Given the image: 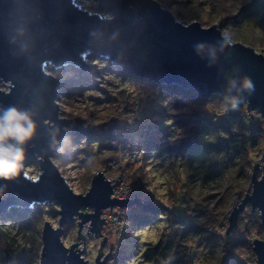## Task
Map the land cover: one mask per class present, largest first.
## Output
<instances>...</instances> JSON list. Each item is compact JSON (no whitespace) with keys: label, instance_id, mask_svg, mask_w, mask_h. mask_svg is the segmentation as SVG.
Returning <instances> with one entry per match:
<instances>
[{"label":"water","instance_id":"obj_1","mask_svg":"<svg viewBox=\"0 0 264 264\" xmlns=\"http://www.w3.org/2000/svg\"><path fill=\"white\" fill-rule=\"evenodd\" d=\"M75 1L0 0V85L7 84V91H0V118L9 107L29 114L35 132L23 145L24 158L39 168L36 177L22 168L14 179L0 180V217L11 209L58 205L57 226L42 223L38 264H88L82 257L85 240L103 237V211L139 203L135 196L110 197L112 185L102 171L92 175L85 194L73 192L66 183L52 160L66 140L89 134L94 126L80 128L59 116L56 99L63 80L46 67L87 74L92 67L86 60L93 56L124 76L177 85L226 102L235 99L245 103L246 111L254 107L264 114V55L240 42L229 47L216 24H185L156 0H96L97 9L110 17L83 10ZM245 77L254 85L251 93L241 88ZM258 169L255 163L250 190L231 209L224 233L236 225L245 206L257 211L262 234L252 240L251 250L256 264H264V173L258 175ZM75 218L81 249L77 243L67 247L62 242L63 225ZM106 239L97 248L94 264H105L109 257L102 251Z\"/></svg>","mask_w":264,"mask_h":264},{"label":"trees","instance_id":"obj_2","mask_svg":"<svg viewBox=\"0 0 264 264\" xmlns=\"http://www.w3.org/2000/svg\"><path fill=\"white\" fill-rule=\"evenodd\" d=\"M156 1L172 11L175 17L184 23L198 21L206 27L217 23L222 32L226 31L230 37L248 45L252 43L249 34H253L255 21L264 20V0H248L240 4L236 3L237 0ZM93 58L90 56L87 59L92 61ZM69 70L75 72V77L64 80L59 90L62 93L65 91L66 94L73 90H86L90 86L86 82L92 80L96 74L95 71L80 74L74 69ZM107 74L119 79L123 85L128 84L132 87L134 85L143 93L139 104L144 112L138 121L141 127L142 124L147 126L150 117L168 118L166 124L157 122L148 124L147 136L135 132L137 137L133 138L137 147L144 150V156L139 163L128 166L132 190L141 194L146 202L132 207L124 219L122 234L125 242L130 243V247L126 246L130 251L128 254H124L126 248L122 251L120 258L123 262L120 264H126L131 256L136 255L138 230L142 226L156 222L165 225L161 228L157 240L145 245L141 251L140 257L144 263L184 264L180 256L173 259L176 244L182 241L195 242V238L198 239L196 249L201 255L200 264H245L243 259L246 255L250 256V260H254L250 242L256 236H261L257 214L246 207V219L242 220L238 215L239 233L236 236L232 234L226 236L224 229L220 231L218 228L226 221L225 213L230 207L234 192L242 191L249 181L248 173L252 168L253 155L264 150V114L250 107L248 110L252 116L250 118V115L245 114V103L240 101L235 110L229 107L222 117L215 119L207 113L208 108H215L219 112L222 106L227 107L233 99L226 102L216 95L202 97L193 90L183 89L177 85H155L146 80L124 76L110 67L107 68ZM92 120L93 116L89 114L88 121L78 120L77 124L86 125ZM120 130L121 127L112 121L101 128V131L106 133L101 138L107 137L109 143L124 141L130 145L132 141L130 137L113 135V132L122 134ZM94 135L98 137L97 133ZM80 137L82 136L76 135L64 142L57 161L68 162L77 158L76 152L83 153L85 157L81 162L85 164L90 174L92 167L101 165L107 168L108 163L116 158V153L104 157L96 156L94 150L100 152L104 146L97 149L92 146L86 147L88 142H84L85 146L80 150L77 147ZM115 149V146L111 147V151ZM152 154L157 156L165 154L175 168L183 165V175L180 176L173 169V176L166 184L171 196L174 195L176 188L183 189L186 195L185 198H179L184 209L177 208L175 219H172L166 206L155 200L156 194L149 187L153 176L149 175L146 165ZM262 163L264 171V155ZM196 181L199 182L196 185L199 189L200 185H206L210 189L216 188L215 193L209 195L210 198L215 196L216 198L212 201L213 205L206 209L208 214H205L208 229L200 225L195 226L190 220L196 203L191 190L193 191L195 187L192 188L191 185L186 190V186L191 182L195 184ZM210 183L213 185H209ZM199 192V190L196 192L197 195H200ZM210 192L208 191L207 195ZM8 218L15 224L16 234L23 238V242L17 244L14 235L7 236L0 230V264H38L43 211L34 208L11 209L6 217H0V221ZM71 225L72 222L67 221L64 224L65 231Z\"/></svg>","mask_w":264,"mask_h":264},{"label":"rangeland","instance_id":"obj_3","mask_svg":"<svg viewBox=\"0 0 264 264\" xmlns=\"http://www.w3.org/2000/svg\"><path fill=\"white\" fill-rule=\"evenodd\" d=\"M245 1L248 0H237L236 3L240 4ZM75 3L81 9L86 10L90 13H98L102 17H110V14L107 11L97 10L96 0H76ZM170 12L173 14L172 11ZM258 20L255 21L256 25L254 24L255 26L252 29L253 34H249L250 36L249 40L252 42L250 45L235 40L233 37H230V39L232 40V42H240L244 45H248L252 47L256 52L264 55V20H260V19ZM214 24L217 25V23ZM93 64L95 65L94 69L96 70L95 71L96 74L94 75V78L92 80L86 82V84L90 85L86 90L83 91L73 90L70 91L69 94H66V92L64 91L59 95V98L56 99L57 100L56 102L59 107V116L70 119L72 121V124L77 125L80 128H86V126L91 128L94 126V128L90 129L91 132L89 134L81 135L82 137H80L79 146H77L80 150L85 146L84 142H88L86 147L92 146L94 147V149H97L100 146L101 147L104 146V148H101L100 152H96L94 150L96 156L104 157L105 155L116 153V158L108 163L107 168H103V166L101 165H98L97 167H92L93 170L90 174H88L85 164L81 162L82 159H84L85 157L83 156V153L76 152L75 157L77 158H74L73 160H70L68 162L57 161V159H53L52 161L57 166L58 170L60 171V174L64 177L66 183L70 186L72 191L77 194H85L86 191L89 189L92 175L97 171H102L106 179L111 181L110 184L116 189V191L129 192L132 195L133 194L136 195L133 196H135L136 199H138L139 203L130 206L132 208L136 205L143 204L146 202V200L141 194L136 193L132 190L131 174L128 168L130 164L139 163L144 156V150L137 147V145L135 144L136 143L135 140H133V138L135 139L137 137V135H135V132L138 134H144L145 137L149 132L148 124L153 122L154 123L157 122L159 124H163V123L166 124L168 118L167 116L150 117L148 119L149 121L147 120L148 123L147 126H145L146 124L145 125L142 124L141 127L139 125L140 122L138 121L140 120V116L143 117L144 114L143 109L139 107L140 100L143 98V93L134 85L133 87L128 84L123 85V83L120 82V80L117 79L116 77L106 75L105 74L106 71H102L105 70V67H107L108 65L106 61L97 59L93 62ZM45 71L47 72L49 70L45 68ZM51 74L57 78H62L63 81L75 77V72L70 71L69 69L57 73L51 72ZM0 91H7V84H1ZM207 111H208L207 113H209L215 119L222 117L224 114V112L222 113L221 111L217 112L218 110H216L215 108H208ZM243 111L245 110L243 109ZM247 112L249 113L250 111H246V113L245 112L243 113L247 114ZM89 114H92L93 116V120L91 121V123H87L86 125L77 124L78 120L88 121ZM105 115H107V117H105ZM102 116L104 118H101ZM112 121L116 122L121 127L120 133H122L119 134L113 132V135H120L121 137L124 138L130 137V139H132L130 145L128 144L129 142L124 143V141L122 143L121 142L117 143V141H112L109 143L107 137L101 138L103 135L104 136L106 135L104 131H101V128L103 126L105 127V125H109ZM93 132L97 133L98 137L95 136ZM89 137H93V138H89ZM113 146L116 147L115 151L114 150L111 151V147ZM123 149H125V151H123ZM137 150H140V152ZM263 155H264V150L262 149L260 150L259 154L255 153V155H253V159H251L252 167L255 163H258L259 165L258 175L264 173L262 166ZM89 161L92 162V160ZM177 163L179 164L180 162ZM146 167L149 169V175L153 176L152 182H150L149 187H151L156 194L155 200L161 205L166 206L170 210L172 219L177 218L176 215L177 208L180 210L184 209V206H182V204H180L179 202V198L181 197L185 198L186 195L183 189L176 188L174 195L171 196V193L168 191L166 184L169 182L170 177L173 176L174 173L173 169L174 171H176L175 173L179 174L180 176L183 175V165L181 164V166H176L175 168L171 163V159L167 157L165 154H162L160 156L152 154V156L149 157V159L147 160ZM22 168L23 171L26 174H28L30 177H36L39 172V168L36 161H31L26 158H24L23 160ZM251 170L248 173V178L250 176ZM198 183L199 182L197 181L195 182V184L191 182L188 186H186V190H188V188L191 185L192 188L195 187L193 191L191 190V194H193L192 197L196 198L195 199L196 203L194 205V209H192L193 216L191 217L190 220L192 223L195 224V226L200 225L208 229L209 224L206 223L205 214H208L206 209L210 208L213 205L212 201H214V198H216V196L213 198L209 197V195L215 193L216 188L210 189L206 185L203 186L200 185V189H199L196 186L198 185ZM209 185H213V184L210 183ZM198 190L200 191L199 192L200 195H197L196 193ZM246 190H250L249 181L246 187L242 189V191L236 190L234 192V195L230 203V207L225 213L226 221L222 222L218 228L220 231L224 229L225 232L228 224V219H227L228 215L231 209L233 208V206L235 205V203H238L241 200V198L244 196ZM208 191L211 192L210 194L207 195ZM246 207L249 206H245L244 210L237 214V218L238 215H240L239 217L240 219L242 220L246 219L245 217ZM127 208L129 207H125L124 209L121 208L122 210H120L117 207H113L111 209V212L107 208L103 211L105 213L101 215V217L105 219V223L103 225L101 233L103 237L107 238L105 242H103L102 251L103 254L109 252V257L106 260L105 264H120L121 262H123L122 259L120 258L121 253L126 248V246L130 247V243L125 242L126 240L122 234L124 219L129 214L126 213L127 215L126 214L119 215L121 212H123V210H126ZM34 209H39L43 211V222L44 221L49 222L52 225V227L57 226V221L59 218L57 210L59 209V207L55 202L35 205ZM82 210L90 211V209H82ZM188 212L189 211H187V213ZM253 212L258 215L257 211H253ZM71 222L72 225L68 228L67 231H65V227L63 225L64 233L62 236V242L67 247L72 243H77L78 248L81 249L82 243L81 241L76 239L77 219L75 218ZM163 225H165V223L161 224V222L158 223L156 222L150 225L142 226L138 230L137 248L135 249L136 255L134 254L133 256H131L127 260L126 264H155V263H144L141 260L140 255L145 245L152 244L157 240ZM0 230L3 233H6L7 236L14 235V239H16L15 241L17 242V244L18 243L21 244L23 242V238L20 235L16 234V226L15 224H13L10 218L4 219L2 220V222L0 221ZM167 230L171 231L169 228ZM238 233L239 230L237 227V220H236V225L230 230V232L227 235L225 233L224 234L226 236H229L231 234L236 236L238 235ZM103 237L89 238L85 240L84 253L82 254V257L84 260L88 262V264H94L96 251L100 242H102L101 240L103 239ZM255 238H261V236L260 237L256 236ZM109 243H110V249H109ZM196 243H198L197 238H195V242H191V241L178 242L176 244V252L172 254L173 259H177L180 256V259H182L184 264H200L201 255L199 251L196 249L197 248ZM129 251L130 248H126L124 250V254H128ZM243 260L245 264H256L255 259L250 260V256L248 257V255H246Z\"/></svg>","mask_w":264,"mask_h":264},{"label":"clouds","instance_id":"obj_4","mask_svg":"<svg viewBox=\"0 0 264 264\" xmlns=\"http://www.w3.org/2000/svg\"><path fill=\"white\" fill-rule=\"evenodd\" d=\"M221 38L233 47L229 33L224 31ZM241 88L248 93L254 90V85L248 77L243 78ZM240 101L233 99L227 107L222 106L221 112L228 108L235 110ZM35 132V124L27 112L18 111L14 107L4 110L0 118V180H12L17 177L23 167V145L29 141Z\"/></svg>","mask_w":264,"mask_h":264},{"label":"built area","instance_id":"obj_5","mask_svg":"<svg viewBox=\"0 0 264 264\" xmlns=\"http://www.w3.org/2000/svg\"><path fill=\"white\" fill-rule=\"evenodd\" d=\"M97 8V7H96ZM98 10V9H97ZM98 58H93V60L92 61H88V59L86 60L87 61V63L88 64H90L91 65V67H92V71H96L94 68H95V65L93 64V62L95 61V60H97ZM110 67V65L108 64L107 65V67H105V70H102V71H106L105 72V74L106 75H109V74H107V68H109ZM104 68V67H103ZM46 69H48L49 71H47L48 73H50L51 74V72H55L51 67H46ZM57 73V72H56ZM60 79H62V78H60ZM62 92H60L59 93V95L61 94ZM59 95H58V98H59ZM57 101V100H56ZM123 151H125V149H123ZM137 151H139L140 152V150H137ZM124 154V153H123ZM109 181V183L111 182L110 180H108ZM111 185V184H110ZM127 189H128V186H127ZM133 195H135V194H133ZM132 194H130L129 192H118V191H116V189L113 187V186H111V195H110V197H114V198H117V199H133L134 198V196H133ZM136 196V195H135ZM125 208V207H124ZM123 208V209H124ZM120 210H122L121 208H119ZM130 211H131V207H129V208H127L126 210H123V212H121L119 215H123V214H129L130 213ZM126 214V215H127Z\"/></svg>","mask_w":264,"mask_h":264},{"label":"bare ground","instance_id":"obj_6","mask_svg":"<svg viewBox=\"0 0 264 264\" xmlns=\"http://www.w3.org/2000/svg\"><path fill=\"white\" fill-rule=\"evenodd\" d=\"M83 231H84V233H85V229H84Z\"/></svg>","mask_w":264,"mask_h":264}]
</instances>
